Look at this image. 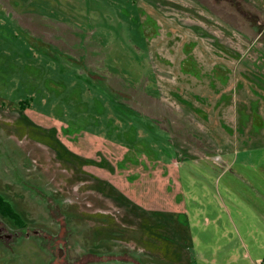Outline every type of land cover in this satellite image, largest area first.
<instances>
[{
    "label": "rangeland",
    "instance_id": "rangeland-1",
    "mask_svg": "<svg viewBox=\"0 0 264 264\" xmlns=\"http://www.w3.org/2000/svg\"><path fill=\"white\" fill-rule=\"evenodd\" d=\"M0 200V264H264V0H0Z\"/></svg>",
    "mask_w": 264,
    "mask_h": 264
},
{
    "label": "flooded vegetation",
    "instance_id": "flooded-vegetation-1",
    "mask_svg": "<svg viewBox=\"0 0 264 264\" xmlns=\"http://www.w3.org/2000/svg\"><path fill=\"white\" fill-rule=\"evenodd\" d=\"M39 193L42 194V192H40V191H39ZM15 202H16V200H13V203H15ZM2 204H5V203H2ZM3 217L5 218V216L0 212V245L10 247V243H13L14 241H16L22 237L23 238L24 237L29 238V239L32 237H36V238L39 237L40 241H41V238H44L43 237L44 234H42V232L39 228H32V226H30V224H26L25 222L15 223L16 219L10 218L9 216H7V218L12 220L11 221L12 224H9L8 222H6L4 220ZM22 221H23V219H22Z\"/></svg>",
    "mask_w": 264,
    "mask_h": 264
},
{
    "label": "trees",
    "instance_id": "trees-1",
    "mask_svg": "<svg viewBox=\"0 0 264 264\" xmlns=\"http://www.w3.org/2000/svg\"><path fill=\"white\" fill-rule=\"evenodd\" d=\"M1 202V200H0ZM0 203V212L4 215V216H9L11 218L16 219V222L19 223V216L17 215V213L15 211H13V209L9 206V204H2ZM100 261V260H99ZM98 262V261H97Z\"/></svg>",
    "mask_w": 264,
    "mask_h": 264
}]
</instances>
